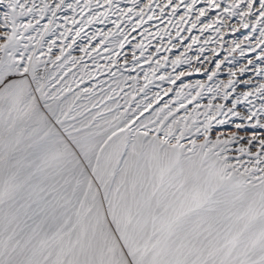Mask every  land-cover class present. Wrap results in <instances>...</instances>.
Segmentation results:
<instances>
[{
    "label": "snow or ice",
    "instance_id": "6c2138e0",
    "mask_svg": "<svg viewBox=\"0 0 264 264\" xmlns=\"http://www.w3.org/2000/svg\"><path fill=\"white\" fill-rule=\"evenodd\" d=\"M0 264H264V0H0Z\"/></svg>",
    "mask_w": 264,
    "mask_h": 264
},
{
    "label": "rangeland",
    "instance_id": "374dc122",
    "mask_svg": "<svg viewBox=\"0 0 264 264\" xmlns=\"http://www.w3.org/2000/svg\"><path fill=\"white\" fill-rule=\"evenodd\" d=\"M244 61H241V63H243ZM194 78H203V77H194ZM222 78H226V77H222ZM246 78V77H243Z\"/></svg>",
    "mask_w": 264,
    "mask_h": 264
},
{
    "label": "bare ground",
    "instance_id": "6f19581e",
    "mask_svg": "<svg viewBox=\"0 0 264 264\" xmlns=\"http://www.w3.org/2000/svg\"><path fill=\"white\" fill-rule=\"evenodd\" d=\"M196 34H198L197 32H195V30H194V32H193V35H196ZM228 38H231V37H228ZM243 78V77H242Z\"/></svg>",
    "mask_w": 264,
    "mask_h": 264
}]
</instances>
